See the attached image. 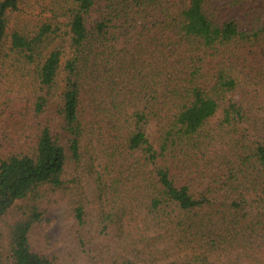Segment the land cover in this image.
<instances>
[{"label":"trees","instance_id":"1","mask_svg":"<svg viewBox=\"0 0 264 264\" xmlns=\"http://www.w3.org/2000/svg\"><path fill=\"white\" fill-rule=\"evenodd\" d=\"M58 202L67 264H264V0H0V264Z\"/></svg>","mask_w":264,"mask_h":264},{"label":"rangeland","instance_id":"2","mask_svg":"<svg viewBox=\"0 0 264 264\" xmlns=\"http://www.w3.org/2000/svg\"><path fill=\"white\" fill-rule=\"evenodd\" d=\"M43 209L45 221L32 231V248L49 258H57V264H67L66 257L72 247L67 233L75 224L69 208L66 203L58 202L46 205Z\"/></svg>","mask_w":264,"mask_h":264}]
</instances>
